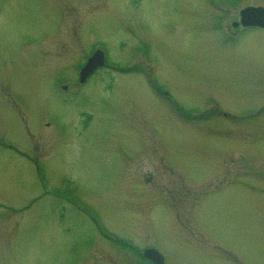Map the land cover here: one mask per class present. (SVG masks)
Returning <instances> with one entry per match:
<instances>
[{"label":"rangeland","instance_id":"374dc122","mask_svg":"<svg viewBox=\"0 0 264 264\" xmlns=\"http://www.w3.org/2000/svg\"><path fill=\"white\" fill-rule=\"evenodd\" d=\"M250 5L0 0V264H149V246L163 264L264 260Z\"/></svg>","mask_w":264,"mask_h":264},{"label":"water","instance_id":"95a60500","mask_svg":"<svg viewBox=\"0 0 264 264\" xmlns=\"http://www.w3.org/2000/svg\"><path fill=\"white\" fill-rule=\"evenodd\" d=\"M240 12V21L244 26H259L264 27V7L261 6H247L246 8L241 9ZM233 25H237V22L233 23ZM103 56L101 52H96L93 56L88 59V62L82 68L81 72V80L83 81L85 77L97 66L103 64ZM145 256L148 259H151L155 262V264H162L163 257L162 255L154 250L148 249L145 251Z\"/></svg>","mask_w":264,"mask_h":264},{"label":"flooded vegetation","instance_id":"af4514ba","mask_svg":"<svg viewBox=\"0 0 264 264\" xmlns=\"http://www.w3.org/2000/svg\"><path fill=\"white\" fill-rule=\"evenodd\" d=\"M248 27V26H247ZM251 28H261V27H257V26H250ZM243 28H245L244 26H243ZM88 57V56H87ZM95 71V70H94ZM93 74V71H92V73H90L83 81H81L80 82V76H79V82L80 83H82V82H84V81H87L88 80V78L91 76ZM140 255H141V253L140 252H138ZM142 257H144L143 256V254L141 255ZM143 259H145V261L147 262V263H149V264H155V262L154 261H152V260H150V259H146L145 257L143 258ZM260 261H262V262H258V263H256V262H250L249 264H264V260L262 259V260H260Z\"/></svg>","mask_w":264,"mask_h":264}]
</instances>
